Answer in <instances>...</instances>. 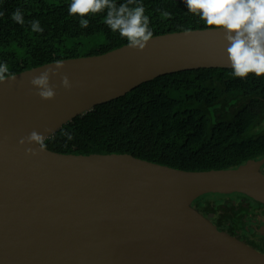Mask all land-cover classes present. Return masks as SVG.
Wrapping results in <instances>:
<instances>
[{
	"label": "water",
	"instance_id": "95a60500",
	"mask_svg": "<svg viewBox=\"0 0 264 264\" xmlns=\"http://www.w3.org/2000/svg\"><path fill=\"white\" fill-rule=\"evenodd\" d=\"M226 48L222 30L203 29L151 37L142 50L127 44L62 60L49 101L29 81L56 61L0 82V264H264V253L192 206L207 194H243L264 206V158L188 172L130 155H64L19 143L32 131L45 140L155 78L231 69Z\"/></svg>",
	"mask_w": 264,
	"mask_h": 264
},
{
	"label": "trees",
	"instance_id": "16d2710c",
	"mask_svg": "<svg viewBox=\"0 0 264 264\" xmlns=\"http://www.w3.org/2000/svg\"><path fill=\"white\" fill-rule=\"evenodd\" d=\"M70 2L0 0V62L8 64L9 76L127 45L103 23L106 10L89 14L88 27L81 28L79 17L68 15ZM136 3L149 17L151 37L208 29L187 12L183 0H134L129 6ZM17 8L24 15L23 25L11 19ZM164 12L170 15L164 18ZM33 20L39 21L42 32L31 31ZM44 144L58 154L130 155L188 172L236 169L264 158V78L251 74L233 78L231 69L223 68L164 75L94 107L63 125ZM241 198L247 199V210L240 207ZM192 206L219 231L244 242L256 234L250 216L264 214L263 205L243 194H207Z\"/></svg>",
	"mask_w": 264,
	"mask_h": 264
},
{
	"label": "clouds",
	"instance_id": "9594fccd",
	"mask_svg": "<svg viewBox=\"0 0 264 264\" xmlns=\"http://www.w3.org/2000/svg\"><path fill=\"white\" fill-rule=\"evenodd\" d=\"M133 2L126 0L117 5L115 0H71L67 11L69 16L79 17V27L87 28L89 14L95 15L106 10L103 23L110 31L126 39L130 48L142 50L152 32L144 6L136 3L130 7ZM183 4L187 12L202 21L208 29L223 31L233 78L246 79L249 74L264 78V0H183ZM169 15L167 12L162 13L164 18ZM11 19L20 25L24 24V15L19 8L11 14ZM30 28L33 33L43 31L38 20L31 21ZM63 67V61L57 60L54 67L30 79V85L41 100L54 99L56 89L50 81L60 74ZM9 75L8 64L0 62V82L8 79ZM61 85L71 89L72 84L67 75L61 76ZM65 135L68 140L72 139L69 133ZM19 143H34L41 151L45 147L43 135L36 131L21 138ZM26 151L31 155L37 154L32 148Z\"/></svg>",
	"mask_w": 264,
	"mask_h": 264
},
{
	"label": "flooded vegetation",
	"instance_id": "af4514ba",
	"mask_svg": "<svg viewBox=\"0 0 264 264\" xmlns=\"http://www.w3.org/2000/svg\"><path fill=\"white\" fill-rule=\"evenodd\" d=\"M247 199L245 198H241L239 201V204H241V208L247 210ZM262 212H258L253 216H250V222H252V226L253 228L256 229V234L258 235H252L250 237H248V241L244 242L247 245L251 246L252 248H254L255 250H257L260 253H264V236L260 234L259 230H261V228L264 227V214H260ZM236 237V236H234ZM239 239V237H237ZM240 240V239H239ZM261 248V249H259Z\"/></svg>",
	"mask_w": 264,
	"mask_h": 264
}]
</instances>
